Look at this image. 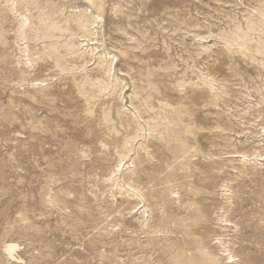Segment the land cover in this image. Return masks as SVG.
Returning <instances> with one entry per match:
<instances>
[{
	"label": "rangeland",
	"instance_id": "obj_1",
	"mask_svg": "<svg viewBox=\"0 0 264 264\" xmlns=\"http://www.w3.org/2000/svg\"><path fill=\"white\" fill-rule=\"evenodd\" d=\"M0 264H264V0H0Z\"/></svg>",
	"mask_w": 264,
	"mask_h": 264
},
{
	"label": "bare ground",
	"instance_id": "obj_2",
	"mask_svg": "<svg viewBox=\"0 0 264 264\" xmlns=\"http://www.w3.org/2000/svg\"><path fill=\"white\" fill-rule=\"evenodd\" d=\"M79 19V18H78ZM84 20V19H83ZM85 25V24H84ZM84 27V26H83ZM82 28V27H81Z\"/></svg>",
	"mask_w": 264,
	"mask_h": 264
}]
</instances>
